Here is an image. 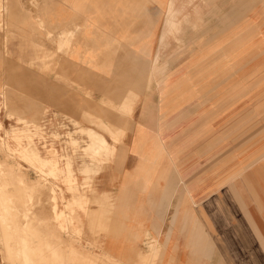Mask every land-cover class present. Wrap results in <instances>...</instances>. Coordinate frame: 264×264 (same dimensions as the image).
Returning a JSON list of instances; mask_svg holds the SVG:
<instances>
[{
  "label": "crops",
  "instance_id": "crops-1",
  "mask_svg": "<svg viewBox=\"0 0 264 264\" xmlns=\"http://www.w3.org/2000/svg\"><path fill=\"white\" fill-rule=\"evenodd\" d=\"M262 81L264 0L0 1V96L107 131L109 155L72 163L77 194L62 185L95 202L79 236L39 232L74 257L264 264Z\"/></svg>",
  "mask_w": 264,
  "mask_h": 264
},
{
  "label": "rangeland",
  "instance_id": "rangeland-1",
  "mask_svg": "<svg viewBox=\"0 0 264 264\" xmlns=\"http://www.w3.org/2000/svg\"><path fill=\"white\" fill-rule=\"evenodd\" d=\"M262 103L264 107V97ZM21 107L29 106L15 105L7 95L0 96V256L4 264H110L105 255L102 262L96 261L97 256L94 254L85 259L72 256L76 253L73 251V243H79L78 239L63 244L60 239L47 240L39 234L40 231L50 232L53 228V232L68 234L70 231L79 236L80 221L76 210L85 219H90L87 207L95 202L85 200V195L80 193L84 199L77 197L67 203L62 185H66V191L70 194H77L71 188L79 183L77 176L73 175L72 163L77 156L101 162V158L109 155L110 146L102 135L107 134V131L97 125L98 119L89 111L80 117L59 112L58 115L67 117L73 124L70 141L65 147H62L61 139L52 141L55 153L42 151L28 143L30 133L27 124H38L45 108H51L43 104L36 113L30 115L20 112ZM55 126L51 124L49 130L59 131L60 128ZM60 131L61 134L63 131ZM101 138L105 140L104 143ZM30 147H34L40 157L33 152L30 157L23 159L24 151ZM68 149L70 157L67 155ZM87 171L83 172V184L89 187L91 178ZM108 215V210L103 208L97 216V224L91 220L87 230L106 231L102 222L108 220L105 219ZM22 221L23 225L20 223ZM15 233L18 234L17 238ZM27 236L36 238L33 246L27 244ZM139 245L147 247L148 243Z\"/></svg>",
  "mask_w": 264,
  "mask_h": 264
},
{
  "label": "built area",
  "instance_id": "built-area-1",
  "mask_svg": "<svg viewBox=\"0 0 264 264\" xmlns=\"http://www.w3.org/2000/svg\"><path fill=\"white\" fill-rule=\"evenodd\" d=\"M57 113L59 112L54 111L53 109L48 110L45 108L38 124H27V129L30 133V141H28V143L30 142L34 147L42 151L51 152L52 149L56 150V148L52 145V141L54 142L61 139L62 147H65L66 143L70 141V133H72L74 127L72 122L67 117L58 115ZM51 124L52 126L55 124V128H60L63 132L60 134V130H49ZM37 127L39 128V132L37 131ZM55 131L58 132L57 137L52 136Z\"/></svg>",
  "mask_w": 264,
  "mask_h": 264
},
{
  "label": "bare ground",
  "instance_id": "bare-ground-1",
  "mask_svg": "<svg viewBox=\"0 0 264 264\" xmlns=\"http://www.w3.org/2000/svg\"><path fill=\"white\" fill-rule=\"evenodd\" d=\"M57 135H58V132H53V134H52V136H54V137H57ZM101 140V142L102 143H104L105 142V140L103 139V138H101L100 139ZM52 151V153H55L53 150H51ZM25 153H23V155H22V158L24 159L25 157L27 158V157H30L31 156V153H33L34 152V155L36 154V156L37 157H40V155H38L37 154V152H36V150L34 149V147H30V149L29 150H26V151H24Z\"/></svg>",
  "mask_w": 264,
  "mask_h": 264
}]
</instances>
